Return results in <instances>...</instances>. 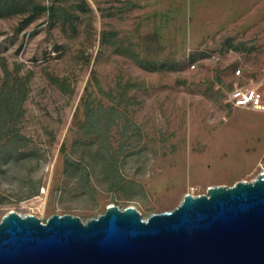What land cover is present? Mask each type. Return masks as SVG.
Wrapping results in <instances>:
<instances>
[{
	"label": "rangeland",
	"instance_id": "rangeland-1",
	"mask_svg": "<svg viewBox=\"0 0 264 264\" xmlns=\"http://www.w3.org/2000/svg\"><path fill=\"white\" fill-rule=\"evenodd\" d=\"M31 1L0 17V76L20 65L30 87L0 220L85 223L110 205L146 219L264 173V112L227 102L264 92V0Z\"/></svg>",
	"mask_w": 264,
	"mask_h": 264
},
{
	"label": "water",
	"instance_id": "water-1",
	"mask_svg": "<svg viewBox=\"0 0 264 264\" xmlns=\"http://www.w3.org/2000/svg\"><path fill=\"white\" fill-rule=\"evenodd\" d=\"M0 264H264V173L146 219L115 205L85 223L11 211L0 220Z\"/></svg>",
	"mask_w": 264,
	"mask_h": 264
},
{
	"label": "trees",
	"instance_id": "trees-1",
	"mask_svg": "<svg viewBox=\"0 0 264 264\" xmlns=\"http://www.w3.org/2000/svg\"><path fill=\"white\" fill-rule=\"evenodd\" d=\"M31 5V0H0V17L25 13ZM14 67L10 70L7 62L5 60L2 62L3 74L0 76V156H4L1 159L23 155L29 141L19 128L24 115L23 104L30 88L29 73H21L20 65ZM50 79L54 83L57 82L55 77H50Z\"/></svg>",
	"mask_w": 264,
	"mask_h": 264
},
{
	"label": "built area",
	"instance_id": "built-area-1",
	"mask_svg": "<svg viewBox=\"0 0 264 264\" xmlns=\"http://www.w3.org/2000/svg\"><path fill=\"white\" fill-rule=\"evenodd\" d=\"M239 73L240 70H237L236 74ZM227 102L235 107L264 112V92L254 87H235L227 95Z\"/></svg>",
	"mask_w": 264,
	"mask_h": 264
}]
</instances>
